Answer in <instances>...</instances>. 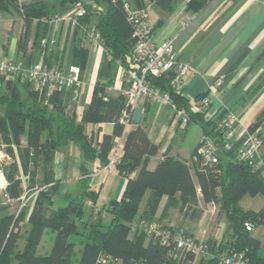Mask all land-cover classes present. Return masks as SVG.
Instances as JSON below:
<instances>
[{
    "label": "trees",
    "instance_id": "16d2710c",
    "mask_svg": "<svg viewBox=\"0 0 264 264\" xmlns=\"http://www.w3.org/2000/svg\"><path fill=\"white\" fill-rule=\"evenodd\" d=\"M178 1L155 0L164 10H170ZM207 1L191 0L189 6L198 4L200 7ZM76 2L84 5L85 12L74 27L68 54L70 66H79L82 78L90 53L84 40L93 28L100 34L104 49L92 98L80 121L71 103L72 90L49 91L23 74L0 72V149L9 157L1 164V169L7 180L5 195L15 201L2 207L6 211L14 204L19 206L16 212L0 215V264H72L77 245V241L71 240L73 235L85 239L77 264H193L196 255L185 247H178L174 238L168 244L144 228L132 229L139 219L155 221L164 197L166 202L161 214L164 217L172 208H178L184 215L190 213L199 218L202 210L198 207L202 201L207 205L211 202L220 205L222 213L227 215V231L222 238L214 235L207 238V252L200 256L199 264H224L223 254L229 250L243 253L247 264H264V243L244 225L246 220L264 225V205L258 210H245L240 205L247 194L264 195V177L248 164L238 162L234 148L224 150L223 147L218 150L219 162L211 166H200L192 161V156L189 160L166 152L157 167L149 169V160L159 152V145L150 138L144 122L136 123L124 136L126 130L121 117L127 108L126 96L108 91L114 84L119 64L125 68L134 65V27L128 19L124 0H63V3ZM133 2L136 7L146 6V0ZM61 9L44 0L24 5L19 0H0V13L24 15L25 28L18 45L23 55L28 54L33 22L37 21L34 45L43 49L42 39L48 24ZM26 58L27 64L42 62L63 68L62 62L34 60L32 53ZM175 73L171 70L161 76L149 75L148 80L160 91H168L177 112L187 115L188 122L183 127L194 122L200 125L203 135L221 137L218 122L226 111L209 114L208 107L201 102L206 93L199 94L193 102L184 90L174 89L170 80ZM263 86L264 72L253 91ZM107 122L114 124L112 133H103L99 138L94 132H88V125L101 126ZM263 125L264 108L249 126L250 131H258L264 142V131L259 129ZM25 133L27 143L22 145L21 136ZM119 136H124L123 148L115 168L127 178V183L122 197L104 206L112 213L111 221L104 223L100 217L93 218L99 191L90 184L88 165L96 159L107 165ZM67 142L79 144L82 150L80 183L83 191L70 198L66 205L55 207L54 197L59 192L60 181L56 178L54 158L57 148ZM25 194L33 195L23 204ZM88 200L94 205L86 218ZM24 223L29 226L26 242L18 249ZM159 223L171 226L167 222ZM47 229H54L56 234L51 250L42 255L38 250Z\"/></svg>",
    "mask_w": 264,
    "mask_h": 264
},
{
    "label": "crops",
    "instance_id": "0c3cea01",
    "mask_svg": "<svg viewBox=\"0 0 264 264\" xmlns=\"http://www.w3.org/2000/svg\"><path fill=\"white\" fill-rule=\"evenodd\" d=\"M19 1L24 5L37 0ZM44 1L57 9L62 8V11L49 22L42 39L43 49H38L34 45L37 25V21H34L28 42V54H21L18 45L25 28L24 15L21 12H1L0 59L12 55L27 64L26 57L32 53L36 58L34 60H47L52 63L58 61L57 63L62 62L63 67L69 68L68 54L75 27L72 18L76 13L77 6L75 3H63V0ZM190 2L191 0H179L170 10H164L156 4L155 0H146L151 21L155 27L153 33L155 42L158 44L166 39L173 40L180 60L189 66L187 73L182 78L185 87L184 93L193 102L201 93L209 95L210 105L207 106L209 114H220L224 111L226 113L233 112L237 119L235 122L236 133L242 135L264 108V86L253 91L260 75L264 72V0H208L200 7L198 4L189 6ZM131 3L136 6L133 0ZM93 30L95 29L93 28ZM84 43L90 50L88 64L85 71L82 72L80 96L71 101L74 104L77 121L81 120L86 105L91 101L104 50L100 40L92 38L90 33ZM122 67L123 69L119 64L114 84L108 88L111 94L123 92L125 67ZM218 78L223 79L221 86L215 85ZM142 122L145 123L150 138L160 147L159 152L149 160L148 168L151 170L157 167L166 152L169 155L190 160L203 136L202 128L197 123L191 122L183 127L179 113L173 103L169 102H147L144 105ZM135 124L133 123L125 129L124 136L135 127ZM193 126L199 129L200 135L195 136L194 146L186 151L183 149V144L190 135ZM87 129L88 132H94L100 138L103 133H112L114 124L110 122L103 123L101 126L100 124H90ZM259 129L264 131V125ZM25 134L21 136L22 145L27 143V133ZM124 136L116 137L115 141L123 140ZM63 146L73 148L75 153L74 157L70 156L60 150V147L55 153L54 169L56 178L60 181L59 192L54 197L55 207L66 205L70 198L79 196L83 191L80 183L81 165L84 160L81 147L73 142H67L61 147ZM0 152L4 157L3 161H8L7 153L2 149ZM261 152L264 155V142ZM88 167L90 184L93 189L95 188L92 183L99 176L104 177L102 188L109 185L113 188L110 191L111 199L105 201L102 206L98 204L97 200V212L93 213V218L100 217L103 221L105 217L109 216L110 222L112 213L104 206L111 200L122 197L127 178L120 175L116 169H107L106 165L98 159L90 161ZM1 175L6 181V188L7 180L2 171ZM132 176H135V173ZM5 191L6 189L2 194L5 195ZM98 191L100 192V190ZM145 202L143 201L141 209ZM165 202L166 197L162 200L157 214H162ZM5 203V201L0 203V215L12 212L11 208L3 210L2 206ZM85 205L92 209L94 203L88 200ZM162 219L164 222L174 225V221L170 217L162 216ZM184 229L186 230V228ZM186 231L199 238L193 231ZM253 236L264 243L256 235Z\"/></svg>",
    "mask_w": 264,
    "mask_h": 264
},
{
    "label": "built area",
    "instance_id": "2783aa9c",
    "mask_svg": "<svg viewBox=\"0 0 264 264\" xmlns=\"http://www.w3.org/2000/svg\"><path fill=\"white\" fill-rule=\"evenodd\" d=\"M77 10L73 16V24L76 25L78 17L84 14V5L81 2L75 3ZM124 6L127 10L129 21L133 24L135 38V46L133 49L134 65L124 69V87L123 94L127 99V108L123 111L121 122L127 129L134 122V112L147 102H169L172 103V96L168 91H160L151 85L148 76H161L171 70H175V75L171 78L170 84L176 90H184L183 76L187 73L189 66L182 62L176 50L173 40L166 39L160 43H156L154 39V24L151 21L150 13L147 6L136 7L128 0H124ZM90 36L99 40L100 34L91 31ZM120 68L123 67L120 64ZM0 72L9 75L23 74L32 80L39 82L41 85L53 90H72L73 100L80 96L79 89L82 86L81 69L77 65L69 68L49 66L42 62H32L24 64L14 56H6L0 59ZM222 78L215 81L216 86H221ZM204 106L210 105L209 95L202 99ZM180 116V122L184 126L188 122V117L183 111L177 112ZM236 116L233 112H227L225 117L218 122V129L222 132L221 146L216 143V139L212 135H203L192 154V161H196L200 166L213 165L219 162L218 150L223 147L224 150L236 151V160L246 163L254 170L261 173L264 177V155L261 152L263 138L258 131H250L247 129L244 134L236 133L235 122ZM123 148V140L116 142L115 149L111 155L106 168L113 170L116 161L119 159ZM31 195H23L22 203L25 204L32 197ZM8 203L15 202L7 195ZM211 211L214 212L217 204L210 203ZM164 226L156 221L139 219L132 226L135 230L137 227L144 228L155 237L163 238V242L170 243L172 239L176 240L178 247L187 248L198 256H202L207 252V239L201 240L188 233L184 228H177L174 225ZM244 225L248 231H253L256 226L252 220H246ZM224 264H247L244 254L233 250H229L223 254Z\"/></svg>",
    "mask_w": 264,
    "mask_h": 264
},
{
    "label": "rangeland",
    "instance_id": "374dc122",
    "mask_svg": "<svg viewBox=\"0 0 264 264\" xmlns=\"http://www.w3.org/2000/svg\"><path fill=\"white\" fill-rule=\"evenodd\" d=\"M48 1H56V0H48ZM7 33V32H6ZM5 36V32L3 33ZM1 38V35H0ZM1 41V40H0ZM203 99V98H202ZM202 101V100H201ZM26 135V134H23ZM200 135V131L196 126H193L190 135L188 136L187 140L183 144V149L184 150H189L194 146V143L196 140H194L195 136ZM73 144H76L73 142ZM63 148V149H62ZM71 148V147H70ZM69 147L60 146V150H63L64 152L68 153L70 156L74 157L75 150L71 148L70 150ZM2 154L0 152V163H3ZM115 167V166H114ZM116 169V168H114ZM1 164H0V203L1 201H5L8 203L7 198L4 194L5 188V183L6 181L4 180V177L1 175ZM6 178V177H5ZM101 179V180H100ZM95 181L92 183L93 187L96 190H100L99 196H98V204L102 206L105 201L111 199V193L110 191L113 189L111 186H104L102 188V181L104 182V177L99 176L94 179ZM96 184V185H95ZM115 186V183H113ZM7 186V185H6ZM59 203V200L57 201ZM145 202V200H144ZM65 203V202H64ZM10 204V202L8 203ZM240 205L242 206L243 209L248 210H258L264 205V195L263 194H258L256 196H251V195H245L242 200L240 201ZM202 210V215L201 217H193L190 216V213L188 215H184V213L179 210L178 208H172L169 211V214L167 215V218L170 217L172 221H174V226L177 228H186L188 231H193L195 235L199 236V239L201 240H206L210 235L217 236L218 238H222L224 233L227 231V226H228V217L225 213H222L221 211V206L217 205L216 209L214 212L211 211V208L209 205L205 204L203 201L199 204V207ZM19 210V206L17 204H14L11 207L12 212H16ZM91 213V209L88 205H85V217L87 218ZM110 219L109 216L104 218V223H109ZM166 219V218H165ZM155 221L156 222H164L162 219L161 214H157L155 216ZM28 225L24 223L22 227V235L20 236V239L18 241V249H22L26 242V232L28 230ZM48 231L45 232L42 242L39 246V254H46L48 253L50 245L53 244V237L55 235V230L54 229H47ZM204 230V231H203ZM252 235H256L259 239H261L264 242V225H256L254 227V230L251 232ZM198 238V237H197ZM72 241H77V245L75 247V256L73 257V263L72 264H77L78 263V258L81 253V246H83L85 239L82 236L79 235H73L71 237ZM52 247V246H51ZM199 258L198 256L196 260L194 261L193 264H199Z\"/></svg>",
    "mask_w": 264,
    "mask_h": 264
},
{
    "label": "water",
    "instance_id": "95a60500",
    "mask_svg": "<svg viewBox=\"0 0 264 264\" xmlns=\"http://www.w3.org/2000/svg\"><path fill=\"white\" fill-rule=\"evenodd\" d=\"M143 110H144V105L139 106L135 110L134 116H133L135 123L142 122ZM215 141H216L217 145L220 147L221 146V140L219 138H217Z\"/></svg>",
    "mask_w": 264,
    "mask_h": 264
}]
</instances>
